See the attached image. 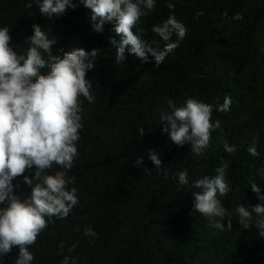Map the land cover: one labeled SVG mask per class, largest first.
I'll use <instances>...</instances> for the list:
<instances>
[{
  "label": "trees",
  "instance_id": "trees-1",
  "mask_svg": "<svg viewBox=\"0 0 264 264\" xmlns=\"http://www.w3.org/2000/svg\"><path fill=\"white\" fill-rule=\"evenodd\" d=\"M28 2L0 0V27H8L10 47L18 55L30 47L26 38L33 34V24L50 39L57 38L54 54L60 48L101 49L87 72L94 102L80 98L83 127L78 155L68 171V187L76 188L79 203L66 218L53 217L29 247L32 264H61L64 256L76 264H264V237L258 234L256 214L248 229L234 214L232 230L219 231L193 211L190 186L215 175L223 162L232 190L220 198L222 205L233 211L241 204L249 210L264 204L250 185L255 181L264 194V0H156L155 9L141 18L134 32L163 49L167 42L152 28L172 14L170 3L187 29L159 67L128 52L125 62L117 64L116 49L109 42L119 41L113 26L105 24L103 33L93 32L91 10L78 0H73L75 10L68 8L51 19L39 11L42 0H31L30 8ZM236 14L242 19H233ZM176 40L173 34L171 42ZM226 95L230 110L217 111ZM189 98L212 104V121H220L199 154L190 144L175 145L160 122L161 113L171 111L169 99L183 106ZM254 138L257 157L247 151ZM225 141L236 147L235 153L225 152ZM149 150L159 154L162 168L149 159ZM138 157H143L140 167L134 166ZM58 170L54 165L48 174ZM34 171L24 175L32 177ZM180 171L188 173V186L178 185ZM13 185L21 199L30 195L23 176ZM86 227L96 235L86 236ZM18 252L14 247L0 264H15Z\"/></svg>",
  "mask_w": 264,
  "mask_h": 264
},
{
  "label": "clouds",
  "instance_id": "clouds-1",
  "mask_svg": "<svg viewBox=\"0 0 264 264\" xmlns=\"http://www.w3.org/2000/svg\"><path fill=\"white\" fill-rule=\"evenodd\" d=\"M78 3L91 10L93 32L103 33L105 24L113 26L111 31L119 41L110 38L109 42L116 49L117 64L125 62L128 52L141 62L159 67L187 35L171 3L168 5L172 12L169 18L152 28L167 42L163 49L152 47L134 32L141 18L155 9L156 0H78ZM26 7H31V0ZM76 7L73 0H42L39 3L41 15L49 19ZM233 19L241 20L242 16L236 14ZM32 27L33 34L26 38L30 47L26 54L20 55L10 47L12 37L8 27H0V259L15 247L19 249L15 264H32L34 255L29 247L48 228L53 217L66 218L79 203L76 188L68 187L72 183L68 171L78 155L76 143L83 127L80 98L94 102L87 72L94 68V61L101 53V49L88 52L83 48L71 51L60 48L54 54L57 38L50 39L40 25ZM173 34L176 42H171ZM45 69L47 71L42 72ZM167 104L171 111L160 115L162 131L175 145L190 144L191 151L199 154L209 145L212 131L220 128L219 120L212 121L214 106L193 98L187 99L183 106H177L171 99ZM230 105L231 98L226 95L216 110L227 112ZM139 132L143 137V128ZM256 144L254 138L247 149L253 157L259 155ZM224 150L232 154L236 147L225 141ZM148 157L157 168H162L158 153L149 150ZM142 164L143 157L134 162L136 167ZM54 165L60 170L48 174ZM227 167L222 162L215 169V175L192 182L193 211L206 217L211 227L222 232L232 230L234 214L238 215V223L248 229L255 213L258 234L264 237V204L252 206L251 210L241 204L233 211L222 205L220 198L232 190L226 180ZM33 168L32 177L24 175ZM21 176L31 187L30 195L24 199L14 194L13 180ZM178 185H189L186 171L178 173ZM250 185L257 198L264 201V194L255 181ZM226 217L229 218L227 226L223 223ZM84 231L86 236L96 235L91 227ZM75 247L73 244L68 251L72 252ZM60 248L62 252V244ZM70 260L71 264H76L69 256H64L61 264H69Z\"/></svg>",
  "mask_w": 264,
  "mask_h": 264
}]
</instances>
